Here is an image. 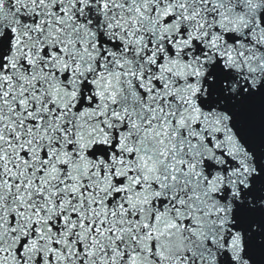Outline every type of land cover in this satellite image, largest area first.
<instances>
[{
	"label": "snow or ice",
	"instance_id": "6c2138e0",
	"mask_svg": "<svg viewBox=\"0 0 264 264\" xmlns=\"http://www.w3.org/2000/svg\"><path fill=\"white\" fill-rule=\"evenodd\" d=\"M0 264H264V0H0Z\"/></svg>",
	"mask_w": 264,
	"mask_h": 264
}]
</instances>
